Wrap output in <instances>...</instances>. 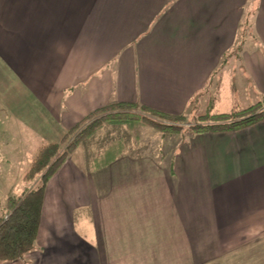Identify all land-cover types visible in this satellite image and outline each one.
<instances>
[{
	"label": "crops",
	"instance_id": "1",
	"mask_svg": "<svg viewBox=\"0 0 264 264\" xmlns=\"http://www.w3.org/2000/svg\"><path fill=\"white\" fill-rule=\"evenodd\" d=\"M244 21L250 44L223 63ZM235 69L247 101H262L264 0H0V170L8 153L28 161L14 177L0 171L2 208L36 185L23 177L41 146L107 105L191 116L215 86L231 93L216 114L248 108ZM112 126V142L92 153L82 143L47 183L33 249L0 264H264V121L143 127L151 153L135 156L110 154L122 140Z\"/></svg>",
	"mask_w": 264,
	"mask_h": 264
},
{
	"label": "trees",
	"instance_id": "2",
	"mask_svg": "<svg viewBox=\"0 0 264 264\" xmlns=\"http://www.w3.org/2000/svg\"><path fill=\"white\" fill-rule=\"evenodd\" d=\"M241 46L237 45L225 56L223 63L236 58ZM214 77L215 74L211 75L209 84ZM195 102L196 98L191 100L189 108ZM212 105L211 102L205 115L198 117L199 120L183 128L180 125L185 117L183 115L163 113L139 104L114 103L87 115L68 130L61 141L41 146L23 177L27 184L36 182V185L30 190L27 188L20 198H9L6 216L0 218V263L21 259L33 249L47 183L82 141L103 125H128L132 121L138 126H147L166 135L181 130L192 134L232 132L264 121V99L246 109L234 108L224 114H212Z\"/></svg>",
	"mask_w": 264,
	"mask_h": 264
},
{
	"label": "rangeland",
	"instance_id": "3",
	"mask_svg": "<svg viewBox=\"0 0 264 264\" xmlns=\"http://www.w3.org/2000/svg\"><path fill=\"white\" fill-rule=\"evenodd\" d=\"M242 27L245 28L246 30L243 32V30H239V33H238V42L239 44H243V43H246V41L248 42V44H250V41H248L247 39H249V28L247 25H245V21L243 22L242 24ZM241 27V28H242ZM244 45V44H243ZM242 47V46H241ZM234 83H235V91L237 88V84H238V76H239V71L237 69H235V72H234ZM231 85H232V82H231ZM225 88H226V85H224ZM230 88L232 89L233 88V85L230 86ZM210 92H208L202 102H199V105L195 106L193 104L192 107L195 106V111L191 114H183L184 119H183V123L180 124L183 126V128H187L189 125H192L195 121L199 120V116H202V115H205V112L208 108V106L211 104V102H215L214 106H216L214 108V110L212 111V114H216L218 113L219 111H224L227 107V104L229 103V100H230V97H231V93L230 91H228L227 89H223L220 91H218L217 87L215 88V86H213L211 89H209ZM238 92L240 94V97H241V100H240V107H248L250 105H252L251 103L252 102H249L247 101V92H249V90H245V89H238ZM234 95V93H232ZM218 102V104H217ZM250 103V104H249ZM255 103V102H254ZM213 109V105L211 107V110ZM238 109V108H237ZM131 123H128V125H120V124H105L103 125L99 130H97L95 133H93L91 136L85 138L82 143L86 142V148L90 151V153H92V148L94 146H96L97 148L99 146H103V145H106L107 143L109 142H112L113 141V137L115 136V132H110L108 131L109 129L106 130V126H118L119 128H121V136H116V138H122V140L119 142V143H116L115 146H113L111 148V151H110V154H114V153H118L119 151L123 152V153H126V154H130V155H142V154H147V153H151V148L149 145H147L143 138H142V132L141 130H143L142 128L143 127H146V128H149L150 130H153L154 132H158L157 130L153 129V128H150V127H147V126H143V125H136L135 122H132V121H129ZM112 126V127H113ZM7 130H12L11 126L9 124H6V126H4ZM111 127V129H113ZM3 128V126H2ZM103 128L105 129V131H101L100 130H103ZM100 132V133H98ZM185 131H178V132H175L177 133V135H179L180 133H183ZM98 133L99 135L97 137H93L94 134ZM159 133V132H158ZM185 133H188V132H185ZM160 134V133H159ZM170 134H174V133H170ZM117 135V134H116ZM162 135V134H161ZM167 135V134H166ZM181 136V135H180ZM13 141V140H11ZM128 142L129 145L127 144ZM81 143V144H82ZM80 144V145H81ZM17 150V146L15 147ZM81 152V151H80ZM10 156H11V163H12V167L11 169H7V170H0V171H4L6 172L7 174H9L8 176L10 177V174L12 175V177L15 176V174H17L19 171H22L25 169V167H27V158L25 160H20L18 159V157L20 156H23L24 153H8ZM71 155V154H70ZM69 155V156H70ZM20 161V167L21 169H18L16 168L17 166V162ZM6 181V184L2 183ZM9 180L8 179H1L0 182H1V185H0V214H4V213H7L5 209L2 208V205H3V197L5 196V192L7 190V188L9 187L8 185V182ZM8 184V185H7ZM27 184V183H26ZM24 185V184H23ZM27 185H30V184H27ZM21 186V185H20ZM19 186V187H20Z\"/></svg>",
	"mask_w": 264,
	"mask_h": 264
}]
</instances>
